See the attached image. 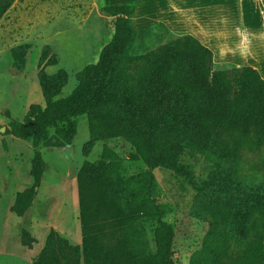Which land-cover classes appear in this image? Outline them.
<instances>
[{
    "label": "trees",
    "instance_id": "16d2710c",
    "mask_svg": "<svg viewBox=\"0 0 264 264\" xmlns=\"http://www.w3.org/2000/svg\"><path fill=\"white\" fill-rule=\"evenodd\" d=\"M15 0H0V20ZM136 0H105L116 18L112 39L99 60L78 75L76 90L59 98L68 81L45 47L38 81L45 109L12 123L4 134L31 141V186L17 192L9 210L23 217L31 208L45 170L41 148H64L77 134L76 118L86 116L90 132L82 153L97 141L122 138L147 166L142 177L124 175L121 158L103 147L97 164L77 173L81 245L50 230L33 264H175L173 226L163 220L155 197L153 170L167 169L195 191L197 218L208 222L201 248L190 264H264V187L250 186L235 170L239 149L264 147V79L251 67L213 69L212 52L191 35L174 38L153 51L129 55L137 34L130 17ZM28 45L10 50L22 71ZM50 130H53L50 133ZM221 145L216 172L196 181L182 161L185 153L214 151ZM231 162L225 169L224 163ZM156 223L154 249L147 227ZM21 245L35 240L25 230Z\"/></svg>",
    "mask_w": 264,
    "mask_h": 264
},
{
    "label": "rangeland",
    "instance_id": "374dc122",
    "mask_svg": "<svg viewBox=\"0 0 264 264\" xmlns=\"http://www.w3.org/2000/svg\"><path fill=\"white\" fill-rule=\"evenodd\" d=\"M165 2L154 0L141 5V0H136L133 3L130 21L137 37L129 55L145 54L185 35L169 30L162 23L140 18L142 9L147 8L164 14ZM104 5L105 0H15L0 20V264H33L50 230L72 245H81L77 173L85 162L97 164L104 146L121 158L125 176L142 177L147 169L142 158L134 160L135 150L122 138L97 141L85 157L82 147L90 132L86 116H81L76 118L77 134L69 146L40 149L45 170L31 208L23 217L9 210L15 194L31 186L33 147L31 141L5 135L1 129L31 117V108L45 109L37 77L45 47L57 61L46 72L53 74L62 69L68 76L59 98H66L76 90L79 73L98 62L101 49L115 31L116 18L104 12ZM179 6L182 15L173 26L188 33H200L199 37L205 38L204 32L225 29L231 24L225 18L227 5L217 0H184ZM215 14L221 15L218 21L214 20ZM20 45L29 47L22 71L14 68L10 55V50ZM221 149L218 145L214 151L198 149L182 156L194 180H206L216 172ZM238 151L235 168L238 176L250 186L263 188L264 147L256 152L248 142ZM231 164L224 163L225 169ZM153 174L155 197L165 212L163 220L174 230V263L190 264L192 254L202 246L208 222L197 218L196 194L188 182L167 169H155ZM156 226L153 223L147 227L152 249ZM23 230L35 240L31 249L21 245Z\"/></svg>",
    "mask_w": 264,
    "mask_h": 264
},
{
    "label": "crops",
    "instance_id": "0c3cea01",
    "mask_svg": "<svg viewBox=\"0 0 264 264\" xmlns=\"http://www.w3.org/2000/svg\"><path fill=\"white\" fill-rule=\"evenodd\" d=\"M153 1L141 0L139 4L152 3ZM217 1L227 5L225 18L227 23L231 24H228L225 29L220 27V30L217 31L204 32L207 34L205 38L199 37L200 33H188L173 26L176 25L175 22H178V18L182 15L179 5L184 3V0H166L165 13L161 15L154 9H142L144 12L140 18L162 23L169 30L196 38L212 52L213 68L221 66H225L224 68L231 66L237 68L251 67L257 70L260 77L264 79V0ZM219 16L215 14L214 20L218 21ZM171 21L174 22L171 23Z\"/></svg>",
    "mask_w": 264,
    "mask_h": 264
},
{
    "label": "water",
    "instance_id": "95a60500",
    "mask_svg": "<svg viewBox=\"0 0 264 264\" xmlns=\"http://www.w3.org/2000/svg\"><path fill=\"white\" fill-rule=\"evenodd\" d=\"M1 131H2V132H4V131H5V129H1Z\"/></svg>",
    "mask_w": 264,
    "mask_h": 264
}]
</instances>
